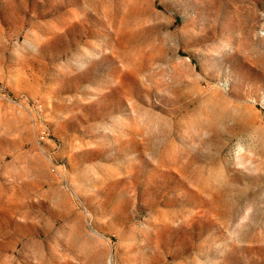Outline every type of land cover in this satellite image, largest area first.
<instances>
[{
	"label": "rangeland",
	"instance_id": "rangeland-1",
	"mask_svg": "<svg viewBox=\"0 0 264 264\" xmlns=\"http://www.w3.org/2000/svg\"><path fill=\"white\" fill-rule=\"evenodd\" d=\"M0 264H264V0H0Z\"/></svg>",
	"mask_w": 264,
	"mask_h": 264
}]
</instances>
